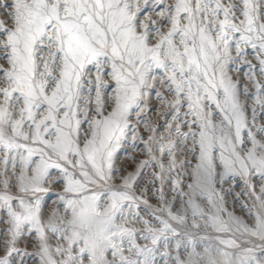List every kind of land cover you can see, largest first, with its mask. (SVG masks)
Returning a JSON list of instances; mask_svg holds the SVG:
<instances>
[{
    "label": "snow or ice",
    "instance_id": "1",
    "mask_svg": "<svg viewBox=\"0 0 264 264\" xmlns=\"http://www.w3.org/2000/svg\"><path fill=\"white\" fill-rule=\"evenodd\" d=\"M144 3L159 9V24L151 17L138 19L139 0H0V59L6 62L0 63V208L10 218L7 255L0 264H8L24 231L37 234L43 264H155L156 245L163 240L167 246L168 233H179L166 220L158 229L144 220L141 238L152 246L137 243L138 230L129 226V217L138 218L131 209L143 198L132 191L138 173L120 176L117 183L113 164L131 111L147 108L153 92L167 109L165 132L157 137L158 129L149 126L153 135L147 143L172 157L169 178L176 153L198 151L197 187L213 189L217 177L236 172L264 180V125L256 127L255 107L249 125L240 84L227 75L232 52L243 56L251 46L260 54L264 76V0ZM89 65L97 73L94 110L91 100L81 104ZM103 76L114 81L111 111L101 95L109 86ZM249 80L264 117V84L251 74ZM243 91L247 94L248 87ZM138 119L147 123L143 116ZM148 152L152 156L153 148ZM159 167L163 184L165 167L162 162ZM49 184L62 186L61 191L42 211L37 194L49 191ZM12 188L15 194H9ZM256 201L254 226L241 225L231 214L229 221L264 241V187ZM210 219L218 231L228 230L219 216ZM50 240L56 241L54 251ZM221 243L240 247L234 240ZM259 247L260 255L245 248L247 255L225 264H264V244ZM173 264L196 262L177 257Z\"/></svg>",
    "mask_w": 264,
    "mask_h": 264
},
{
    "label": "rangeland",
    "instance_id": "2",
    "mask_svg": "<svg viewBox=\"0 0 264 264\" xmlns=\"http://www.w3.org/2000/svg\"><path fill=\"white\" fill-rule=\"evenodd\" d=\"M130 2L136 4L137 0H130ZM165 2L171 3L172 0H165ZM237 3H239V0H237ZM139 6L142 9L138 14L139 20L146 21L148 17H151V19L157 20L159 24L160 17L156 15V12L159 11L158 8L153 11V5L151 3L145 5L144 0H139ZM237 14L239 15V13ZM163 30L167 31V28ZM244 52L243 56H237L235 51L232 52L233 61L227 66V75L240 84L239 99L241 104L245 106V114L249 125H251L252 120V109L255 107L257 111L255 124L256 127H260L264 125V117H262L260 107L256 102V87L249 80V74H251L255 80L264 84V76L259 74L258 57L260 54L251 46L245 48ZM0 63L6 62L0 59ZM102 68L107 71L109 66L102 65ZM88 71L89 75L85 77L84 81L81 104L83 107L91 100L90 107L94 110L96 107L95 77L97 74L95 66L89 65ZM153 71L159 77L160 70L154 69ZM102 80L109 85L107 88L101 89V95L108 105V111H111L114 81L109 76H103ZM244 86L248 87L247 94L243 91ZM261 98L264 99V96ZM147 101V108H144L139 114H137L135 108L131 111L129 127L125 129L119 143L116 144L113 154L114 170L117 171V183H119L120 176L138 173L132 191L137 196L143 193V198L137 202L138 207L131 209V211L138 213V218L129 217V226L138 230L137 243L141 246L144 244L152 246L150 241L141 238V233L146 227L143 223L144 220H148L157 229L163 227L160 220H166L173 228L177 229L179 235L173 236L168 233L167 246H165L163 240L156 245L158 251L155 256V264H173L177 257L181 260L191 258L196 264H209V260H214L217 264H225L229 259L235 262L247 255L244 251L245 248H253L255 254L260 255L259 246L264 244V241L245 233L243 227L237 230V226L229 221V214L238 219L241 225L254 226L255 213L259 210L256 196L261 194L264 180L255 173L242 176L236 172L225 174L222 179L217 177L213 189L197 187L194 170L198 162V151L187 154L183 151L176 153L178 159L169 178L166 170L172 157H168L166 153L162 156L155 144L149 145L147 143L149 135H153L148 131L149 126L158 129L155 133L157 137L164 134L165 129L161 125L164 122L163 113L167 109L160 104L154 92L147 98ZM138 115L143 116L147 123L139 120ZM189 119L191 118L189 117ZM218 122L219 117L217 116ZM84 127L86 128L87 124ZM149 147L153 148L152 156L149 155ZM189 147H191L190 143ZM142 162L146 163L141 166ZM161 162L165 167L163 184L157 178L161 172L159 167ZM2 168L3 166L0 165V170ZM51 171L56 173L57 170ZM219 171L224 172V169L220 168ZM9 172H11V166H9ZM172 181H178V183L174 185ZM189 185H193V187L190 188ZM47 187L49 191L37 194L41 198L42 211H46L53 206L62 186L54 187L49 184ZM161 192L163 200H161ZM15 193V188H12L9 192V194ZM143 200H146L147 204L143 203ZM15 204H18V201ZM220 209H223V211H219ZM169 210L173 215L182 216L183 221L172 220L168 214ZM124 211L127 215L129 209ZM212 216H219L220 220L228 222V230L218 231L217 227H213L210 219ZM157 217H159V220ZM9 219L6 208H0V258L7 255L5 241L9 236L7 231ZM49 235L51 234L49 233ZM222 240H234L240 247L222 244ZM177 242L180 244L179 248ZM38 243L39 238L34 231L32 233L24 231L15 244L17 251H13L7 257L8 264H43ZM55 243V240H50L53 251ZM125 247H127V244ZM165 252H168L169 255L164 256L163 253ZM225 252L231 255L226 257L223 255ZM125 254L127 255V253Z\"/></svg>",
    "mask_w": 264,
    "mask_h": 264
}]
</instances>
